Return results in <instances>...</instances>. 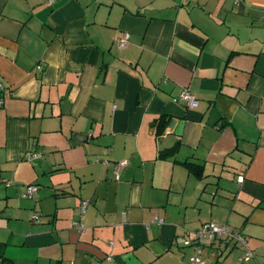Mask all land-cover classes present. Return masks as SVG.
Wrapping results in <instances>:
<instances>
[{"label":"crops","instance_id":"crops-1","mask_svg":"<svg viewBox=\"0 0 264 264\" xmlns=\"http://www.w3.org/2000/svg\"><path fill=\"white\" fill-rule=\"evenodd\" d=\"M0 85V264H264V0H0Z\"/></svg>","mask_w":264,"mask_h":264},{"label":"built area","instance_id":"built-area-1","mask_svg":"<svg viewBox=\"0 0 264 264\" xmlns=\"http://www.w3.org/2000/svg\"><path fill=\"white\" fill-rule=\"evenodd\" d=\"M54 1V0H50ZM237 2V1H236ZM128 43V35H125L118 41L119 48H125ZM2 86L0 85V89ZM180 99L188 104L190 107L197 106L198 102L196 97L192 92L187 89H184L181 92ZM3 104V101L0 100V106ZM40 158V154L38 153H28L27 160L29 162H33ZM127 166V161H122L118 164V169H122ZM244 181L243 176H239L237 178L238 183H242ZM12 182H9L8 185H11ZM37 185L28 186L27 198L34 199L35 193L37 191ZM89 205V201H83L81 204V214L83 215L86 212V208ZM35 222H38L39 216L37 214L33 215L32 218ZM153 223L161 226L164 222L160 218H155ZM73 227L79 231L85 230V225L82 221H74ZM228 244L232 243L235 246H239L242 250V255L239 259L238 264H243L246 262H250L255 258L253 250L248 245V241L246 236L239 230L230 228L227 224H217L214 222L206 223L196 231L191 232L185 239L183 240L184 247L193 248V255L189 259V264H206L205 259L203 257V249L205 246H214L217 244ZM106 260L108 262H112L113 259L111 257H107ZM73 264V263H71ZM96 264H100L99 262Z\"/></svg>","mask_w":264,"mask_h":264},{"label":"trees","instance_id":"trees-1","mask_svg":"<svg viewBox=\"0 0 264 264\" xmlns=\"http://www.w3.org/2000/svg\"><path fill=\"white\" fill-rule=\"evenodd\" d=\"M164 122H162L161 126H160V130H159V133L162 132L163 130V127L165 124H163ZM172 151H170V153H172ZM186 166L190 167V170L193 171L195 173V175L198 177V178H201L202 175H203V170H202V167L201 166H198V165H194V164H185ZM112 258V257H111Z\"/></svg>","mask_w":264,"mask_h":264},{"label":"rangeland","instance_id":"rangeland-1","mask_svg":"<svg viewBox=\"0 0 264 264\" xmlns=\"http://www.w3.org/2000/svg\"><path fill=\"white\" fill-rule=\"evenodd\" d=\"M28 162H29V161H28ZM6 185L9 186L8 183H6ZM30 200H31V201L33 200V201H34V199H30ZM253 260H254V259H253ZM250 263H251V261H250ZM245 264H249V262H246Z\"/></svg>","mask_w":264,"mask_h":264}]
</instances>
